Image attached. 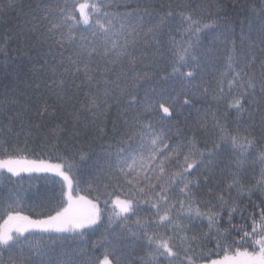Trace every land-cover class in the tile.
<instances>
[{
    "label": "snow or ice",
    "instance_id": "obj_1",
    "mask_svg": "<svg viewBox=\"0 0 264 264\" xmlns=\"http://www.w3.org/2000/svg\"><path fill=\"white\" fill-rule=\"evenodd\" d=\"M115 6L125 7L127 11H109L114 7L113 0H62L55 5L49 0H37L35 6L25 12L17 0H0V16L6 15L8 9L21 8L15 30L3 38L0 52L6 56L7 45L17 43L26 50L29 61L39 64L38 70L33 65L34 72L41 73L29 81L34 85L32 91L37 105L34 113L27 106L12 111L18 103L15 96H6L0 107V136L3 137L0 154L6 157L0 159V170L12 176L54 173L62 178L60 199L52 206V214L32 219L18 211L19 204L15 202L3 209L6 216L0 222V250L9 253L11 264H113V261L129 264L115 247L111 250L105 247L102 259L92 255L100 242H93L91 250L87 247L86 230L99 226L104 220L105 210L100 207L103 198L106 207L111 203L108 226L120 227L117 241L134 242L146 249L141 257L143 264H197L204 257L197 249L205 241H215L217 249L224 252L223 257L207 260L206 264H264V198L252 204V211L247 214L246 207L239 203L245 194L251 197L258 191L264 196V168L254 188L245 185L243 175L246 167L264 165V148L257 149L264 144V0H254L251 5L260 17L259 73L255 71L258 58L252 51L256 41L251 38V31L247 38L242 31L241 41L247 39L248 50L242 48V55L237 57L235 40L231 41L228 70L220 74L218 87L209 102L217 105V111L210 107L205 109L203 118L196 122L198 127L190 128L192 137L175 148L167 142L163 131L155 130L151 115L162 112L161 120L171 118L177 111L178 97L161 93L159 101L147 102L138 98L136 89L153 72L163 71V80L195 79L202 60L198 51L200 33L219 26V9L215 20L201 23L193 16L203 6L192 2L181 5L169 2L167 11L163 10V3L157 11L150 0ZM177 17L180 24L173 31ZM185 24L187 27H183ZM249 27L251 29L250 22ZM185 35L187 40L182 39ZM177 36L181 39L177 40ZM148 49L152 50L151 54ZM165 54L171 59L166 60L162 68L160 61ZM141 64L150 71L138 72L137 65ZM169 66L171 72L166 71ZM229 75L231 79H227ZM41 88L46 94L41 93ZM208 93L209 89L204 88L203 96L207 97ZM197 94L195 90L191 95L185 94L182 107L192 106ZM125 97L126 108L121 115L127 131L117 141L121 147L114 153L104 151L108 170L103 176L108 183L101 185L99 178L89 182V189L92 183L97 184L93 200L79 195V180L74 185L75 154L70 158L58 151L61 135L68 133V121L42 133L40 152L36 153L55 152L58 163L29 160L20 155L30 151L29 141L35 142V133L45 127L43 117L54 114L55 110L49 111V99L54 98L60 107L70 105L75 124L83 122L87 128L113 107L110 101L115 100L118 106ZM221 105L223 112L219 111ZM129 111L134 115L129 116ZM232 112L236 115L230 122ZM88 113L92 115L91 121ZM145 116L149 119L145 120ZM230 123L236 127L231 128ZM114 130H118L115 125ZM77 131L74 128L73 138ZM99 132L103 133L104 129L99 128ZM199 132L211 133V138L204 141L203 150L197 147ZM137 135L142 141L147 140V145H137L134 142ZM21 136L24 137L22 144ZM65 147L67 149V142ZM185 147L189 149L186 153ZM254 151L258 154L248 164ZM222 152L235 154L229 157L227 168L219 167ZM182 153L184 161L180 163ZM80 158L85 159L86 153L81 152ZM174 161L177 170L168 172ZM197 169L207 173L203 175L207 199L192 191L201 186L199 176L191 178ZM213 180L215 182L210 183ZM233 190L235 198H232ZM56 195L49 199L55 200ZM142 207L148 208L147 216L137 215ZM237 212L243 224L233 223ZM133 216L135 221L128 223ZM204 221H207V231L189 235ZM222 224L228 227L222 228ZM37 232L47 234L48 239L29 241L28 236ZM68 238L84 246L73 249L71 255L57 252ZM102 242L109 246L113 243L106 238H102ZM17 251L19 259L15 256ZM57 256L64 258L57 260ZM0 264H4L2 258Z\"/></svg>",
    "mask_w": 264,
    "mask_h": 264
},
{
    "label": "trees",
    "instance_id": "obj_2",
    "mask_svg": "<svg viewBox=\"0 0 264 264\" xmlns=\"http://www.w3.org/2000/svg\"><path fill=\"white\" fill-rule=\"evenodd\" d=\"M50 3L55 5L62 0H49ZM136 0H113L114 7L109 9L112 12H125L127 8L117 7L115 5L124 4H135ZM171 2L174 5H181L184 3L192 2L195 4H200L203 7L197 10L196 15L193 19L200 20L201 23H208L213 21L217 17V11L219 9V26L202 31L199 36V49L198 51L202 55V60L200 63L199 70L197 71L196 78L191 81H184L179 78H172L168 80H163L161 77L164 75L163 71L153 72L149 79L141 81L137 86L136 94L138 98L142 101L152 102L153 100L159 101V95L163 93L168 97H178L176 103V113L172 115L171 118L165 117L161 120L163 116L162 112L153 113L151 119L155 125V130L157 132L163 131L167 137V142L175 148L177 145L182 143L186 144L188 139L192 137L193 133L190 131L192 127H198L196 123L197 120L203 118L204 110L211 108L212 111H217V105L211 101V96L213 91L218 87V80L220 74L226 72L227 69V57L229 55V50L231 49V41L235 40L236 43V55L240 57L242 55L241 49L244 51L248 50L247 39L242 43L241 34L242 31L247 38L249 31H251V38L256 41V47L252 50L257 56V63L255 66V71L259 73V39H260V17L257 12L253 11L251 5L254 0H150V3L154 4L157 11H160L159 5L163 3L165 5L164 11H167V4ZM17 3L21 5L23 11L27 12L30 7H34L37 0H17ZM260 4H256V8L259 9ZM21 8L8 9L6 15L0 16V43H3V38L15 30V26L18 23L17 17L21 12ZM20 19H23L20 16ZM249 22L251 23V29L249 27ZM148 20L146 18L145 24L147 25ZM179 17L173 22V31L175 26L179 25ZM118 27V26H117ZM187 27V25H183ZM167 31V30H166ZM177 40L181 37L177 36ZM182 39L187 40L188 36L185 35ZM122 42V40H121ZM139 47V45H138ZM151 54V49L147 50ZM166 53L165 49L161 50ZM34 55V54H33ZM171 56L165 54V58L160 61L161 67L163 68L166 60H170ZM147 63V61H145ZM35 68L39 69V64L35 63V60L29 61L28 53L25 49L18 46L17 43L11 42L6 47V56L3 52H0V107L5 103V97L12 98L15 96L18 99V103L12 108V111H16L20 107L27 106L31 108L34 113L37 107L35 103V97L32 89L34 85H30L34 76L40 75L39 72H34L33 65ZM242 66V63H241ZM136 70L140 73L145 71H150L143 64L137 65ZM188 69H184L187 71ZM167 72H171V67H167ZM131 75V73H130ZM231 75L227 79H231ZM226 87V81H225ZM208 88V96H203V89ZM197 91L198 94L195 97V102L192 106H183L182 103L185 98V94L191 95L192 91ZM42 94L44 89H40ZM127 98H121L117 106L115 100L110 101L113 105L107 114L96 124H89L87 128L84 127L83 122L76 125L72 118L73 108L69 106L60 107L58 102H55L54 98L49 99V104L51 105L49 111H54V114L49 116L45 115L43 121L45 122V127L40 131L35 133V142L29 141L30 151L27 153H20L22 156H26L27 159L32 160H46L58 163L59 161L55 158L56 153H46L41 155H36L40 152L39 144L43 138L42 133L48 132L51 128L55 127L57 124L63 125L65 121H68V133L62 134L59 141L58 151L64 155L73 157L76 163V168L73 170L75 175L73 176L74 185L76 180L80 183L78 187L80 189L79 195H85L90 199H94L97 195L95 191L97 184L92 183V189H89V182L94 181L99 178V183L102 185L108 183V180L104 178L103 174L106 172L108 158L104 156V151L115 152L118 147L122 145L118 144L117 141L121 136L127 131V126L124 124V117L121 113L126 108L124 101ZM79 106L78 104L76 105ZM139 107V106H138ZM143 111V108L140 107ZM199 110V111H198ZM223 105L219 107V111L223 112ZM134 115L133 112L129 111V116ZM236 113L232 112L229 116V121L235 117ZM89 121L92 119L91 113L87 114ZM35 120V117H33ZM145 120L149 119V116L144 117ZM2 122V120H0ZM39 122V121H37ZM115 128L118 130H114ZM211 121H209V126ZM231 128H235L236 125L230 123ZM78 129L75 138H73V130ZM99 128H103L104 132H99ZM211 138V133L199 132L197 133V147L201 150L204 149L206 139ZM3 137L0 136V140ZM126 139V137H125ZM24 137H20L21 144L23 143ZM65 142H67V149L65 147ZM137 145L144 143L147 145V140H141L140 136L137 135L134 141ZM111 145V147H109ZM211 145H209L210 147ZM264 148V144L257 146V149ZM188 148H184V153L188 152ZM86 153V158L81 160L80 153ZM147 155V151L144 153ZM258 151H254L252 157L248 158V164H251L252 160ZM235 154L229 152H222L219 160L220 168H227L230 163L229 157ZM6 158L4 155L0 154V159ZM198 159V157H196ZM184 154L182 153L179 158V162L183 163ZM261 168L264 165L256 164L255 166L246 167L244 171V183L248 187H255L256 181L260 179ZM176 162L168 168V172L176 171ZM202 169H197L192 173V179L197 176L200 177L201 186L200 189L193 188L192 191L197 193L200 198L207 199V188L203 184V175H206ZM220 173L217 170L216 176L219 177ZM215 181H210L214 183ZM62 184V178L56 176L53 173H21L19 176H12L6 170H0V222L6 216L3 209L10 203L19 204L17 209L23 214L30 216L32 218L41 219L44 216L52 214V206L57 204L60 196ZM179 187V186H177ZM111 190V189H109ZM56 195L55 200H50L49 198ZM174 196L178 193H173ZM236 197V192L233 190L232 198ZM264 198L258 191L256 194L249 197L244 195L239 203L242 207H246L247 213L252 211V204H258L260 200ZM103 200V198H102ZM100 202V207L104 209V220L99 226H94L91 229L86 230L85 237L87 241V247L91 250L93 242L98 243V247L95 251H92V255L103 258V253L105 247H115L118 254L123 257L124 260L129 261V264H143L141 257H143L146 249L141 247L139 244L134 242H129L125 240L117 241L119 237L120 227L119 225L108 226L107 217L110 212L111 203L106 207L103 202ZM61 207L63 205H60ZM137 215L144 217L148 215V208L142 207ZM226 215V214H225ZM236 219L233 220L234 224L240 225L244 223V220L240 218L239 212L236 214ZM135 216L130 217L128 223L134 222ZM222 228L228 227L227 224H222ZM207 231V221H204L199 227L190 232L189 235L195 233H203ZM68 235V234H64ZM215 235V233H213ZM235 235V233H233ZM102 238L112 241V245L109 246L102 242ZM48 239L47 234L35 233L28 236V240L32 242L36 241H46ZM27 243V242H26ZM84 245L78 240H73L68 238L64 241L63 248L57 249V252L64 251L71 255L73 249H79ZM198 252H202L204 257L197 261V264H206L207 260L217 259L223 257V250H219L216 247L215 241L208 243L204 242L201 247L197 249ZM27 255V253H25ZM17 259H19V252L15 253ZM0 258L3 259L4 264H11L9 258V253L7 251L0 250ZM64 257L57 256L56 259H62ZM115 264V261H113Z\"/></svg>",
    "mask_w": 264,
    "mask_h": 264
},
{
    "label": "rangeland",
    "instance_id": "obj_3",
    "mask_svg": "<svg viewBox=\"0 0 264 264\" xmlns=\"http://www.w3.org/2000/svg\"><path fill=\"white\" fill-rule=\"evenodd\" d=\"M29 160H32V159H29ZM48 162H50V163H56V162H53V161H48ZM54 174V173H53ZM61 178V177H60ZM81 196H85V195H81ZM87 199H89V200H92V199H90L89 197H87V196H85ZM23 214V213H22ZM23 215H26V214H23ZM32 218V217H31ZM32 219H37V218H32ZM42 219V218H41ZM114 264V263H113Z\"/></svg>",
    "mask_w": 264,
    "mask_h": 264
}]
</instances>
